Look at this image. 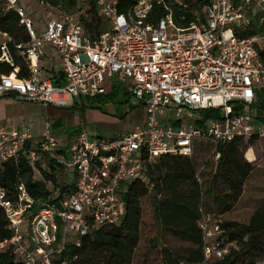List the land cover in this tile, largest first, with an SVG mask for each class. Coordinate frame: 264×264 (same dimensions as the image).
<instances>
[{"label":"built area","instance_id":"obj_1","mask_svg":"<svg viewBox=\"0 0 264 264\" xmlns=\"http://www.w3.org/2000/svg\"><path fill=\"white\" fill-rule=\"evenodd\" d=\"M78 1L79 14L62 13L37 34L21 0H0L18 14L31 38L21 52L30 77L20 78L18 70L2 76L0 98L12 95L69 109L80 100L105 96L116 84L142 103L146 119L133 132L113 138L82 130L69 147L55 141L49 122L43 139L26 126H0V163L18 161L32 143L38 152L64 149L68 157L60 163L76 174L75 192L60 206L45 204L33 216L24 185L17 203L0 189V206L13 231L10 240L0 243V252L10 249L20 264H67L60 260L68 244L80 247L92 230L122 221L124 193L134 182H148V165L159 158L192 157L208 144L220 160L219 149L236 139L264 140V126L248 110L264 91V0H209L201 13H193L188 27L176 20V6L188 7L181 0H133L124 12L119 0H94L102 21L111 25L95 38L82 20L91 0ZM0 35L7 39L0 43V62L13 65L10 38ZM47 46L61 60L58 80L46 78L41 68ZM234 104L244 109L235 115ZM209 109H222L223 118L203 120L201 112ZM28 156L38 159L34 150ZM221 224L203 212L201 264L222 261L236 247L223 240Z\"/></svg>","mask_w":264,"mask_h":264},{"label":"trees","instance_id":"obj_2","mask_svg":"<svg viewBox=\"0 0 264 264\" xmlns=\"http://www.w3.org/2000/svg\"><path fill=\"white\" fill-rule=\"evenodd\" d=\"M46 1L54 7L64 4L65 8L77 6L76 0ZM119 1V8L122 12L134 3L133 0ZM181 1L188 7L176 6V20L180 26L188 27L195 21L193 13H201L202 7L209 0ZM88 5V13L92 14L95 20L88 24L84 21L83 25L89 36L95 38L101 32L102 18L94 0H91ZM181 17H184L183 21H180ZM260 31L263 32L264 28ZM0 33L7 34L10 38L7 47L13 59V65L0 62V80L2 76H9L15 70L19 71L20 78H29L27 62L21 56V52L25 51L31 42L29 32L21 23L18 14L7 10L1 2ZM1 56L0 50V58ZM130 99L131 95L125 88L113 84L105 96L80 100L78 104H81L83 108L101 110L108 104L127 103ZM243 109V105L234 104L233 113L236 115ZM248 110L254 114L256 121L264 126V91L257 94V100ZM201 118L203 120L222 119L223 110L202 111ZM256 141V139L249 141L236 139L222 146L219 149L221 161L216 173L205 181V184L199 181L197 166L192 157L164 156L152 162L148 165V182H134L124 193L125 213L122 221L115 226H104L92 230L87 237L82 239L80 247L68 244L60 262L65 261L67 264H132L141 240L142 200L149 197L154 206L158 238L162 239L161 237L167 236L180 243L167 242L162 245L158 239L155 248L162 264L203 263V234L200 222L203 212L212 214L205 210L207 200L216 193L214 202L222 208L219 215L212 214L217 218H222V215L231 211L240 201L245 183L255 170L256 158L250 159L252 150H248ZM203 145L205 144L198 148ZM33 150L38 153L36 161H32L28 156ZM67 157L64 149L38 152L34 144H27L25 153L18 161L0 163V189L6 192L11 201L17 203L20 198L19 188L24 185L32 202L28 215L33 216L45 204L60 206L76 190V174L68 172L65 165L60 163ZM246 157L249 162L246 161ZM225 187L228 189L227 192L220 191ZM221 225L224 231L223 240L226 243H235L236 247L224 260H213L210 264L264 263V202L255 211L248 224L226 221ZM12 236L10 221L5 210L0 206V243L10 240ZM0 264L20 263L8 249L0 252Z\"/></svg>","mask_w":264,"mask_h":264},{"label":"rangeland","instance_id":"obj_3","mask_svg":"<svg viewBox=\"0 0 264 264\" xmlns=\"http://www.w3.org/2000/svg\"><path fill=\"white\" fill-rule=\"evenodd\" d=\"M67 2V0H64ZM75 8L66 7L65 4L54 9H49L37 0H21V5L30 14L33 27L37 34L46 30L49 21L57 18L62 13L79 14L81 4L76 0ZM83 14L82 20L87 24L95 20L92 14ZM79 16V15H78ZM97 22V19H96ZM111 28L108 20L101 21V31H109ZM5 39L0 35V43ZM56 69L60 70V58L55 55ZM6 102L15 103L12 107L5 106ZM79 101L78 106L69 109H56L38 103L19 101L12 97L0 98V113L8 112L13 116L9 124H21L28 126L35 138L43 139L46 133V123H50V130L55 141L63 147H69L77 138V133L88 130L92 137L102 136L113 138L123 134L133 132L137 125L143 124L146 113L142 103L131 97L127 103L108 104L102 109L83 108ZM82 103V102H81ZM1 124V122H0ZM77 132V133H76ZM37 140H35V143ZM34 146H36L34 144ZM252 150L250 159L256 158L255 170L251 173L245 183L243 196L235 207L228 213L222 215V222L230 221L246 225L255 211L264 202V140L256 141L248 151ZM247 151V152H248ZM247 154V153H246ZM200 174L201 181L209 180L215 173L221 159H216L212 147L208 144L198 148L192 156ZM246 159V158H245ZM248 161V160H246ZM41 162H44L41 160ZM45 165V164H44ZM43 165V166H44ZM206 189V186L204 187ZM227 188L220 191L227 192ZM216 193L207 200L206 211L219 215L222 209L215 204ZM143 224L141 227V240L134 255L132 264H162V260L157 253L156 245L158 239L162 245L167 242L180 244L170 237L158 238V228L154 219V206L149 197L142 200ZM172 240V241H171ZM264 264V263H259Z\"/></svg>","mask_w":264,"mask_h":264},{"label":"crops","instance_id":"obj_4","mask_svg":"<svg viewBox=\"0 0 264 264\" xmlns=\"http://www.w3.org/2000/svg\"><path fill=\"white\" fill-rule=\"evenodd\" d=\"M55 55L58 56L56 54V52L52 48L47 46L46 50H45V57L41 61V68L43 69L44 76L46 78H51V79L58 80L59 77H60V73L62 72V68L60 70L56 69ZM61 65L62 64H61V61H60V66ZM6 97L14 98L12 95L11 96H6ZM5 104H6L5 106H7V107H9V106L12 107L15 103L6 102ZM75 106H78V105L76 104ZM8 111L7 112H3V113L1 111V113H0V122H1L0 126H4V127L9 128V129H17V128H21V127L25 126V125H21V124H16V125L9 124L10 121H12L13 116H11V114ZM26 127H28V126H26ZM79 132L77 133V137H78ZM246 160H247V157H246Z\"/></svg>","mask_w":264,"mask_h":264}]
</instances>
